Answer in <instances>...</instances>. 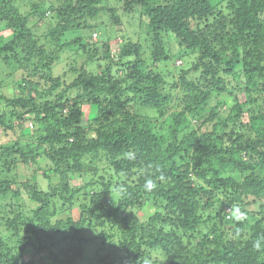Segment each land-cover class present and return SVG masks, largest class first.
Listing matches in <instances>:
<instances>
[{
  "label": "trees",
  "instance_id": "1",
  "mask_svg": "<svg viewBox=\"0 0 264 264\" xmlns=\"http://www.w3.org/2000/svg\"><path fill=\"white\" fill-rule=\"evenodd\" d=\"M127 18L146 42L121 33L115 54ZM165 34L190 57L171 84L145 61L172 58ZM0 65L22 92L0 93V127H35L0 146V264L83 262L88 233L117 239L90 264H264V0H0ZM34 155L53 164L45 190L10 176Z\"/></svg>",
  "mask_w": 264,
  "mask_h": 264
},
{
  "label": "rangeland",
  "instance_id": "2",
  "mask_svg": "<svg viewBox=\"0 0 264 264\" xmlns=\"http://www.w3.org/2000/svg\"><path fill=\"white\" fill-rule=\"evenodd\" d=\"M131 21L132 20L130 18L124 19V24H122L120 26H116V28L112 34V37H113V45H112L113 49L112 50L115 54H118V52H119V48H120L121 40H122L121 39V33L127 34L128 36L131 33L135 34L136 35V39H135L136 41H138V38H140L141 44H144L146 42V40H145L147 37L146 27L144 26L142 29H140L141 32H140V35L138 36L137 28H135L136 26L130 27ZM134 21H133V24H134ZM40 25L42 26L43 23H40ZM127 27H129V29ZM108 28H110V27H107V29ZM107 29L105 27H100L98 29V33L97 32L93 33L92 38L94 40H96V38H97L98 43H100V45H101L102 42L106 38V34L108 33ZM127 31H128V33H127ZM114 33H115V35H117V37L114 35ZM9 34H10L9 31L2 32V35H4V36H8ZM81 35H83L81 32H73L70 35L64 36L63 42L67 43L73 39L81 37ZM171 37H173L172 34H168V35L165 34L164 35L165 40L167 42H169L168 49L170 48L173 51L172 58L168 62H161V63H158L156 66H154L153 62L151 60V57H150V51H147L145 54V57H146L145 61H146L147 66L154 69L153 71L156 70L158 73H161L163 76H166V79L169 80L170 84L174 82L173 77L175 76L176 71H177L175 69L178 67L182 68L184 65L187 66V65H189V62H190V57L189 58L183 57L182 59H180L179 52L181 51L182 54H184L185 52H184V50H181L179 48L178 42ZM84 43H87V41L82 42V44L74 45V47H73L74 50L75 51H78V50L82 51V46L84 45ZM69 50H72V49H69ZM68 53H69V55L73 54L72 51H69ZM67 57H68L67 54L64 53L62 55V59L56 64V67H54V75L55 76H58L59 74L64 73V71H65L64 65L68 61L66 59ZM191 57H193V56H191ZM0 73H2V75H0V93H3L6 97H12L14 95H22V92L19 89V87H20L19 83L17 82L19 77L21 76V73H19V74L16 73L15 76H14V74L9 76L8 75L9 72L2 65H0ZM168 75L170 76L169 78L167 77ZM3 80L5 83L3 82ZM1 82H3V84H1ZM239 97H240L241 101H245V95L243 93H242V95H239ZM214 103L215 102H213L212 104H214ZM231 103H233V102L231 101ZM231 103L228 101L227 107L225 106V108H224V111H226V112H224L223 115H228L229 110H230L229 106ZM83 108H84V111L86 113V111H87L86 105ZM88 119H89V112L86 113V116L83 118L84 123H88ZM15 125H16V121L11 123V124H8V126H6V127H3V128L0 127V146H5L7 144H11V143H14L16 141H20L23 145H26V144L32 145V143L34 142V140L32 138L33 130L35 129L32 118L28 117V121L24 124V127L22 129L17 128L14 131L13 128L15 127ZM35 144H36V142H35ZM33 159H35V160H29L27 163H25L23 161L18 162V164L15 167V170L10 174V176L15 177L14 175H16V177L20 183L28 181V182H31L33 184H38L39 186H41V188H43L45 190L47 188V185H48V182H47L48 180L46 181V180H42V179H43L44 173L46 171H49V168H51L53 166V164L49 160H47L44 156L34 155ZM72 178L73 179H71V181H72V185L74 186V188H76V186H80L83 184L82 178L76 177V176H73ZM22 202L25 205L26 211H30L32 209L31 201L28 200L27 196L23 192H22ZM79 203H80V201H78V203H76L75 206L73 207L74 210H73L72 215L75 218H78L77 209H79ZM57 206H58V209H60V211L62 212V214L60 215V218H64L66 215H68V212H66L67 209H66V207H64V205L62 203H58ZM62 207H64L63 210H62ZM1 209H3V207H2V203L0 201V210ZM153 210L154 209H152L151 207L140 210L139 211L140 218L142 220H145L149 216V214L151 212H153ZM98 235L99 234H92V233H88L86 235L87 238L92 239L89 243L87 242L84 244L85 251H86L85 255L87 256L88 259L83 261V262L81 260H78L79 262H77V264H80L81 262L83 264H90L92 259H94L96 256V254H95L96 251H98L101 248L109 251L110 250V247H109L110 243L116 242V244H117V239H115V241H111V242L107 241L106 244L104 245L103 244V241H104L103 238L100 240H94V237H96ZM55 250H56V248L54 249V251ZM34 252H37V251H33V253H29V255L26 256L27 261L33 259L34 261L37 262V264H49L48 253L46 254L45 260H40V256ZM84 262H86V263H84Z\"/></svg>",
  "mask_w": 264,
  "mask_h": 264
},
{
  "label": "clouds",
  "instance_id": "3",
  "mask_svg": "<svg viewBox=\"0 0 264 264\" xmlns=\"http://www.w3.org/2000/svg\"><path fill=\"white\" fill-rule=\"evenodd\" d=\"M160 179H164L163 175L160 176ZM144 189L146 191H152L155 187H156V184L155 182L152 180V179H148L146 180L145 184L143 185ZM232 214V211L228 212V217ZM255 248L259 249L260 248V242L257 241L254 245Z\"/></svg>",
  "mask_w": 264,
  "mask_h": 264
},
{
  "label": "bare ground",
  "instance_id": "4",
  "mask_svg": "<svg viewBox=\"0 0 264 264\" xmlns=\"http://www.w3.org/2000/svg\"><path fill=\"white\" fill-rule=\"evenodd\" d=\"M116 13V12H115ZM112 44V43H111ZM126 54V53H125ZM117 63V62H116ZM213 74V73H212ZM116 82V81H115ZM127 84V83H126ZM100 96V95H99ZM118 101V100H117ZM167 236V235H166Z\"/></svg>",
  "mask_w": 264,
  "mask_h": 264
},
{
  "label": "built area",
  "instance_id": "5",
  "mask_svg": "<svg viewBox=\"0 0 264 264\" xmlns=\"http://www.w3.org/2000/svg\"><path fill=\"white\" fill-rule=\"evenodd\" d=\"M228 212H230V210H228Z\"/></svg>",
  "mask_w": 264,
  "mask_h": 264
}]
</instances>
